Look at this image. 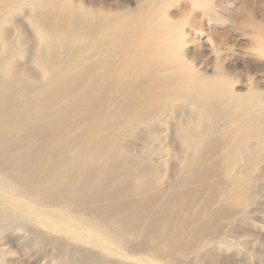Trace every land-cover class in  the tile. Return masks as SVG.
Here are the masks:
<instances>
[{
    "label": "bare ground",
    "instance_id": "obj_1",
    "mask_svg": "<svg viewBox=\"0 0 264 264\" xmlns=\"http://www.w3.org/2000/svg\"><path fill=\"white\" fill-rule=\"evenodd\" d=\"M21 1L0 0V235L18 247L28 242L19 230L43 241L48 234L36 222L55 218L73 234L59 240L60 264H110L82 246L90 242L112 244L135 263L187 255L205 238L209 244L226 207L247 205L254 166L264 162L257 90L236 93L221 81L199 86L183 64L164 74L171 67L160 36L145 16L117 19L125 6L114 12L102 2L92 9L74 0ZM27 8L35 43L11 32ZM251 16V6L234 14L236 21ZM171 98L183 101L189 119L176 130L186 161L173 187L181 189L167 191L157 177L161 152L146 146L143 155H126L121 139L140 124L150 136L161 111L177 112ZM217 172L233 187L221 207L189 228L202 212L191 209Z\"/></svg>",
    "mask_w": 264,
    "mask_h": 264
},
{
    "label": "rangeland",
    "instance_id": "obj_2",
    "mask_svg": "<svg viewBox=\"0 0 264 264\" xmlns=\"http://www.w3.org/2000/svg\"><path fill=\"white\" fill-rule=\"evenodd\" d=\"M26 1L22 0L19 5L23 6ZM74 1L92 9L97 7L96 3L102 2L106 7H111L114 12L125 6L124 9L129 11L122 16H117L120 20L126 17L134 19L145 16L149 28L160 36L166 58L169 60L167 64L171 68L164 74L168 72L175 74L177 68H181L180 65L183 64L195 73V82L199 86L212 81H221L230 86L234 92L241 94L253 87L260 94L259 106H264V0ZM248 6L252 9L250 19L236 21L234 14ZM28 12V8L18 10L13 20L15 26L11 28V32L16 35L26 32L30 43H35L37 35L30 24ZM36 74L37 81L40 82L42 75H39L37 69ZM195 82L187 80V83ZM168 102L171 106H177V112L161 111L156 117L157 126L153 128L150 136L144 134L145 124H140L133 130V134L126 132L121 142L127 148L126 155H143V149L146 146H152V149L161 152L159 156L155 155L159 163L157 177L163 186L168 188L167 191H171L174 184L182 177L186 161L182 141L176 130L185 125L188 117L182 112L181 99L171 98ZM254 168L252 178L254 187L248 195L247 205L226 207L229 212H226L221 227L211 236L212 243L206 244L209 240L205 238L201 240L202 244L193 246L187 255L177 254L176 258L158 259L153 256V259H150L151 255H146L150 260L136 263L149 264L151 261L150 264H264V162L257 161ZM238 170V165H235L232 173ZM216 175L209 178L211 185L203 190L191 209L193 215L200 210L202 212L189 228H195L200 219L207 215L206 213L221 207L228 197L233 187V184L227 183L229 176L219 172ZM220 175L224 181L215 182L218 177H221ZM177 189H181V186L176 185L174 190ZM180 221L184 222V218ZM46 222V224L36 222L35 226L48 234V240L42 241L38 234L19 230L18 236L28 238V242L24 244L25 246L18 247L15 241L4 240V234L0 235V251L5 252L4 260L2 259L5 261L4 264H20L21 262V264H38L33 262V259L39 261V258H42V264H57L56 262L60 264L59 251L64 245L60 244L59 240L64 239L67 242L73 234L61 227L62 224H57L55 218H48ZM40 240L41 242H36ZM31 246L32 249L29 248ZM82 246L108 257L110 264H126L127 262H129L127 264H136L131 258L124 256L125 254L117 253L116 247L112 244H106L108 249L101 248L92 242L84 243ZM67 250H70V247ZM70 263L82 264L75 261Z\"/></svg>",
    "mask_w": 264,
    "mask_h": 264
}]
</instances>
